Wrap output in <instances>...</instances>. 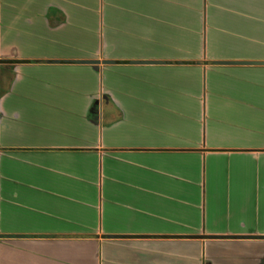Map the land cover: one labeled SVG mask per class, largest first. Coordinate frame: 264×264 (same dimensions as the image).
Here are the masks:
<instances>
[{"label":"crops","instance_id":"0c3cea01","mask_svg":"<svg viewBox=\"0 0 264 264\" xmlns=\"http://www.w3.org/2000/svg\"><path fill=\"white\" fill-rule=\"evenodd\" d=\"M0 264H264V0H0Z\"/></svg>","mask_w":264,"mask_h":264},{"label":"water","instance_id":"95a60500","mask_svg":"<svg viewBox=\"0 0 264 264\" xmlns=\"http://www.w3.org/2000/svg\"><path fill=\"white\" fill-rule=\"evenodd\" d=\"M79 62L81 63H87V64H98L99 62L97 60H80ZM103 63H109V61H103ZM151 63V62H148ZM235 63V62H232ZM243 63H247V62H243Z\"/></svg>","mask_w":264,"mask_h":264}]
</instances>
